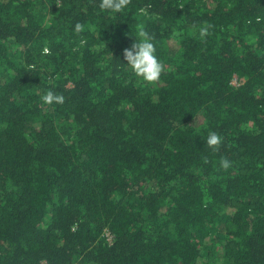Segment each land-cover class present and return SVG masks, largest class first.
Returning <instances> with one entry per match:
<instances>
[{"label":"trees","instance_id":"obj_1","mask_svg":"<svg viewBox=\"0 0 264 264\" xmlns=\"http://www.w3.org/2000/svg\"><path fill=\"white\" fill-rule=\"evenodd\" d=\"M0 264H264V0H0Z\"/></svg>","mask_w":264,"mask_h":264},{"label":"clouds","instance_id":"obj_2","mask_svg":"<svg viewBox=\"0 0 264 264\" xmlns=\"http://www.w3.org/2000/svg\"><path fill=\"white\" fill-rule=\"evenodd\" d=\"M128 0H100V8L112 13L120 14L126 7ZM75 31H82V25L77 23ZM209 35V26H204L199 29V37L206 38ZM46 51V50H45ZM124 60L131 71L145 82L153 83L159 80L164 65L160 61L156 46L152 38L147 32L141 31L134 39L130 48H125L123 52ZM42 100L47 105L62 104L64 102L63 95H59L52 90H49ZM207 145L215 148L221 143V137L210 132L207 138ZM229 161L224 159L221 161L223 168L229 167Z\"/></svg>","mask_w":264,"mask_h":264},{"label":"rangeland","instance_id":"obj_3","mask_svg":"<svg viewBox=\"0 0 264 264\" xmlns=\"http://www.w3.org/2000/svg\"><path fill=\"white\" fill-rule=\"evenodd\" d=\"M233 84L238 87L241 85V82L237 78H235Z\"/></svg>","mask_w":264,"mask_h":264}]
</instances>
